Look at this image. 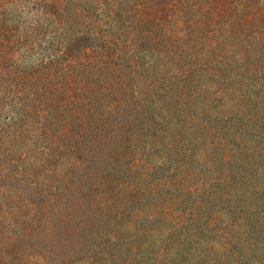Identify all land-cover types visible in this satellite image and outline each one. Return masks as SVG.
Masks as SVG:
<instances>
[{"label":"trees","instance_id":"1","mask_svg":"<svg viewBox=\"0 0 264 264\" xmlns=\"http://www.w3.org/2000/svg\"><path fill=\"white\" fill-rule=\"evenodd\" d=\"M105 115L128 118L129 173L87 195L106 227L59 264H264V0H0V181L27 161L70 191L55 131ZM32 196L0 187V264H51L25 235L75 242Z\"/></svg>","mask_w":264,"mask_h":264},{"label":"rangeland","instance_id":"2","mask_svg":"<svg viewBox=\"0 0 264 264\" xmlns=\"http://www.w3.org/2000/svg\"><path fill=\"white\" fill-rule=\"evenodd\" d=\"M44 43L46 44L47 42ZM93 88L92 86V89ZM117 118V116L112 117L110 115H105L106 126H112V129L108 132H106V129L100 131L93 127L86 130H79L77 128L73 130L55 131L57 133V143L62 146L65 143L74 144L75 156L81 158L79 163L80 168L76 173L77 176L72 181L70 191H66L64 185L59 184V190L57 192L45 193L46 189L41 190L42 186L37 183L39 179H43V175L41 173L40 175L38 174V169L30 168L27 161L24 165L26 169L25 172L29 174V176L27 175L23 178H19L17 173H14L15 170L17 171V166H11V177L4 182L0 181V184H2L0 187H5L6 190L9 189L13 192L16 191L21 193H34L32 199L36 204L40 205L39 209L44 206V213L51 221L54 222L55 216L63 214L65 216V222L69 226L72 222L73 224H77V237H74L72 240L75 241L73 245H71V241L65 237L61 239V243L59 244L55 236L52 238H45L42 235H38L35 239L29 238L26 235L24 236L25 242L29 243L34 250L36 249L39 253H43L47 256L48 263L59 264L60 260L67 257L69 253L72 258L84 255L86 242L94 238L98 240V238L94 237V234H102V230L106 227V216H99L93 213V207H90L87 202V195L95 193L106 202V186L109 184L107 180L108 172L117 170L121 176L124 177H127L129 173L127 170V163L123 162V157L121 156L124 151L122 150V143L125 139V128L129 125V121L125 115H120L118 119L124 120L126 118L125 120H127V123L119 126L115 124L111 125ZM141 143V141L138 142V154L143 157L144 154H141V150L145 149L141 146ZM51 151L55 150L52 148ZM29 155L37 157L38 153L34 150H30ZM144 164H146L145 161ZM156 165L153 166L151 172L154 170V173L156 171V174H158L160 169L156 168ZM35 178L38 179L36 180ZM35 191L38 194H35ZM63 192H65V194L62 195ZM44 193L45 195H43ZM48 194H53L54 197L51 196L53 199L49 198L48 200ZM20 229V226L15 227L17 231ZM33 240H35L36 243L32 244V242H30ZM73 250L80 251L77 252Z\"/></svg>","mask_w":264,"mask_h":264}]
</instances>
